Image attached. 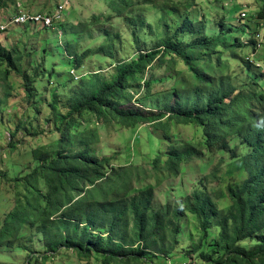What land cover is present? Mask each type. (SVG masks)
<instances>
[{
  "label": "trees",
  "instance_id": "1",
  "mask_svg": "<svg viewBox=\"0 0 264 264\" xmlns=\"http://www.w3.org/2000/svg\"><path fill=\"white\" fill-rule=\"evenodd\" d=\"M258 3L257 18L264 19V0ZM195 5L196 0H109L113 15L103 22L122 21L130 44L119 57L121 34L104 30L96 36L104 38L100 47L94 48V39L78 51L80 31L73 28L61 48L71 65L66 86L47 75L49 53L47 65L37 72L23 67L21 49L0 46V137L15 124L9 154L21 153L19 161H8L10 170L0 168V189L13 194V208L0 222V247L18 242L24 251L34 252L28 243L39 235L44 252L29 255L28 264L71 255L81 262L94 256L100 264H163L174 255L182 221L190 216L197 239L185 252V264H264V79L254 73L239 81L228 64L243 48L255 52L257 42L241 43L230 37L231 28L211 36L205 21L191 18ZM154 9L159 22L153 32L143 13ZM98 22L92 18L93 24ZM62 25L60 31L66 29ZM68 35L76 41L67 42ZM92 56L112 62L108 78L103 68L81 76L83 63ZM246 58L247 53L243 63L249 71L256 61ZM178 65L185 71L179 73ZM162 70L173 73L168 77L175 99L170 108L129 106L136 94H141L139 103L151 99L156 83L152 72ZM12 78L21 88L15 95L21 110L13 113ZM42 79L56 86L48 99L40 93L44 88L38 90ZM72 83L76 88L60 105L56 93ZM96 122L151 129L160 144L147 156L149 169L132 163L116 166L111 157H101L103 150L96 151L99 129L88 128ZM185 127L193 128L190 137L180 135ZM20 133L34 141L23 153L17 146ZM139 144H128L127 158L139 154ZM212 154L220 156L213 165ZM204 156H209L207 164ZM207 167L200 183L219 185L214 195L202 186L176 203L155 200L156 184ZM150 174L154 183L146 182ZM135 181L145 183L134 189Z\"/></svg>",
  "mask_w": 264,
  "mask_h": 264
},
{
  "label": "rangeland",
  "instance_id": "2",
  "mask_svg": "<svg viewBox=\"0 0 264 264\" xmlns=\"http://www.w3.org/2000/svg\"><path fill=\"white\" fill-rule=\"evenodd\" d=\"M258 1L259 0H234L231 2L224 0L221 2L218 0H196V5L189 10V14L193 20L198 23H203V21H205L207 33L211 36H218L221 32L225 34L226 31L231 28L228 30V32H230V37H237L243 44L248 42L251 44V38L254 40L257 39L258 44L255 52H253L252 49L247 48L244 50L243 48L241 51H237L235 59H229V72L232 77L238 78L239 81L254 73L262 75L264 79V19L257 18V12L260 9ZM69 2V6L65 9V12H67L65 14V22L62 25L65 26L66 29L62 28L60 32H55L56 34H50L48 31L44 32V29L29 25L11 26L4 32L0 33V46L6 50H11L13 48L18 50L21 49L26 55V58H23V67L25 69L30 68L40 72L43 69L42 64L47 65L45 57L47 55L46 53H49L50 62L47 75L56 81L62 80L63 86H66L69 80L68 72L71 65H69V63L64 59L65 55L63 54L61 48L64 46V35L72 32L73 28H79L80 31V36L77 41L78 51H81L86 47H90L91 41L94 39L95 40L93 42L96 44L94 48L100 47L104 42V38L96 36L102 35L104 30L119 32L121 34V41L116 48L119 53V57L122 58V49H125L130 44L129 38H125L130 37L128 28L122 21L113 19L108 22H103L105 17L111 15L109 0H69ZM62 3L63 0H0V19L12 14L13 11L11 12V7H14L16 4L21 5L27 12L51 13L56 10L58 4ZM243 13L246 17L242 16ZM143 14L146 16V22L153 25L154 28H152V30L154 32L156 25L159 22V15L156 14V9L146 11ZM93 17H97L99 22L93 24ZM3 21L1 24L4 25L5 22ZM219 22H223L224 24ZM86 24H91L90 28H83ZM243 31H246V36L242 35ZM139 36H141V33H139ZM66 37L67 42L74 43L76 41L74 35H68ZM58 46H60V48H57ZM245 53H247L246 59L256 61L253 64L254 68L250 66L249 71L243 63ZM225 57L227 58L228 56L226 55ZM111 64V61L103 57L92 56L83 63V68L80 70L82 73L81 76L85 75V77H88L90 73H96L103 68V71H101L102 75H104L105 78H108L107 73L111 70ZM177 71L179 73L183 72L185 71V68L182 65H178ZM149 73L151 72L149 71ZM152 74L156 83L151 89V99L139 103L141 94H136L133 99V103L128 104L129 106L135 104L137 106L141 105L142 108L148 111H160L167 110V108H170V106L175 102V99L171 94L173 80L168 78L170 77V74L173 73L167 74L164 70H162L154 71ZM11 81L13 82L16 90L9 101L11 105L10 111L12 113L20 112V102L18 103L15 98V95L21 92V88L19 87L20 82L17 78H12ZM46 83L47 82L42 79V85L38 86V90H43L44 88V91L40 92L43 94V99L50 98V93L56 87L53 86L52 82H48L47 87H43V84L46 85ZM72 88H74V83L70 84L67 90L60 88L61 90L56 93V98H58L57 100L60 105H63V102H66L68 93ZM2 105L3 102H0V106ZM90 121H92V119H90ZM8 124L10 126V123ZM93 125L99 129V144L96 147V151L98 150L101 152L100 149L103 150L104 153L103 155H100L101 157H111L112 163L116 166L132 163L133 165L149 169L147 156L151 157L152 154L157 152L160 144L159 138L152 133L151 129L146 127L139 129L123 128L116 124H109L105 127L97 122L95 124H90L88 128L93 129ZM14 126L15 124H13L11 132ZM42 127H45V124ZM9 130V128L4 130L0 137V168L4 170H10V162L19 161L21 158V153L13 151L9 154L10 149L8 142L11 140V132H9ZM192 132V127L180 129V135L184 137H190ZM199 133H201L200 129ZM20 134L17 146H20L19 149H21L23 153L25 146H32L34 141H30L29 143L30 139L26 138V134ZM42 140L43 139L40 141ZM141 141L142 144H139L138 146L139 154L127 158L126 153L128 144L131 143L136 145ZM209 156L210 159L211 157L213 159L211 165L216 164L220 160V156L218 154H212ZM209 156H204L202 162L207 164ZM226 161H229V156H226ZM207 170L208 167L207 169L198 170L196 172L189 171L188 173H181L176 178L164 179L155 185V200L163 204L167 202L176 203L182 194H190L196 187L202 186L206 187L208 189L207 191H209L211 195H214L219 190V185L208 182L207 185L204 186L200 183V180L204 178ZM149 177L150 178L146 180V182L154 183L155 180L153 179V174H150ZM237 179H239V177H237ZM144 183L145 182L138 183L135 181L132 183V187L134 189L139 188ZM224 188L225 186L223 185L222 190H224ZM12 208L13 194L10 191L0 189V222ZM193 222L194 221L190 216H187L182 221L183 230L179 237V245L176 247L174 255L168 260L169 263L162 261L163 264L186 263L187 257L185 252L197 239V231ZM28 244L31 251L34 252L24 251L19 246L20 244H18V242H16V244L14 242L11 246L0 247V264H28L29 255H34L36 253L42 254L44 252L41 248V244L43 243L40 241L39 235H34L31 243ZM45 264H100V261L92 256L88 262H81L77 257L71 255L69 257H56Z\"/></svg>",
  "mask_w": 264,
  "mask_h": 264
},
{
  "label": "built area",
  "instance_id": "3",
  "mask_svg": "<svg viewBox=\"0 0 264 264\" xmlns=\"http://www.w3.org/2000/svg\"><path fill=\"white\" fill-rule=\"evenodd\" d=\"M62 10L63 7H59L58 11L52 16L41 15V14H26L19 12L9 24L11 25H26L30 24L32 26H40L42 28H51L54 23L60 22L62 20ZM245 16L244 14L242 15ZM4 27H0L3 30Z\"/></svg>",
  "mask_w": 264,
  "mask_h": 264
},
{
  "label": "clouds",
  "instance_id": "4",
  "mask_svg": "<svg viewBox=\"0 0 264 264\" xmlns=\"http://www.w3.org/2000/svg\"><path fill=\"white\" fill-rule=\"evenodd\" d=\"M69 3H70L69 0H63V3H62V4H58L56 10H55L54 12H51L50 14H49V13H39V12H27V11H25V10L23 9V7H22L21 5L16 4V5L13 7V10H12L13 13H12V14H10V15H8V16H6V17H2V18L0 19V24L2 23L3 20H5V21H3V22H5V24H4V25H3V24L0 25V27H4L3 30H0V33L4 32L6 29H8V28L11 27V26H27V25L32 26V25H30V24H26V25H11V24H9V22H10V21H11L16 15H18L19 12L26 13V14H41V15L52 16V15H54V13H56V12L58 11V8H59V7H63V10H62V16H63V17H62V20H61L60 22L54 23L53 26H52L51 28H46V27H45V28H42V27H40V26H33V27H38V28H40V29L51 30V31H53V32H60L59 26L65 22V14L67 13V12H65V11H66L65 9L69 6ZM197 4H198V3H197ZM67 10H68V9H67ZM12 11H11V12H12ZM243 14H244V13H243ZM243 14H242V15H243ZM244 15H245V14H244ZM244 17H246V15H245ZM256 42H257V44H258L257 39H256ZM258 47H259V45H258ZM70 73H71L72 76H75L73 71H71ZM78 79H79V78L76 77V80H78Z\"/></svg>",
  "mask_w": 264,
  "mask_h": 264
},
{
  "label": "crops",
  "instance_id": "5",
  "mask_svg": "<svg viewBox=\"0 0 264 264\" xmlns=\"http://www.w3.org/2000/svg\"><path fill=\"white\" fill-rule=\"evenodd\" d=\"M13 10V7H11V11Z\"/></svg>",
  "mask_w": 264,
  "mask_h": 264
}]
</instances>
